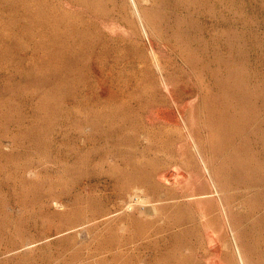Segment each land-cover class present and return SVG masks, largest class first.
Returning <instances> with one entry per match:
<instances>
[{
  "label": "rangeland",
  "instance_id": "1",
  "mask_svg": "<svg viewBox=\"0 0 264 264\" xmlns=\"http://www.w3.org/2000/svg\"><path fill=\"white\" fill-rule=\"evenodd\" d=\"M90 1L0 0V264H264V0Z\"/></svg>",
  "mask_w": 264,
  "mask_h": 264
},
{
  "label": "bare ground",
  "instance_id": "2",
  "mask_svg": "<svg viewBox=\"0 0 264 264\" xmlns=\"http://www.w3.org/2000/svg\"><path fill=\"white\" fill-rule=\"evenodd\" d=\"M72 1H73V0H72ZM78 1H79V0H78ZM86 1H88V0H85V2H86ZM89 1H90V0H89ZM91 1H92V0H91ZM91 1H90V2H91ZM114 1H115V0H114ZM114 1H113V3L117 2V1H115V2H114ZM147 1H149V0H147ZM152 1H153V0H152ZM75 2H76V0H75ZM82 2H83V1H82ZM90 2H89V3H90ZM96 2H97V0H96ZM98 2H99V1H98ZM118 2H119V1H118ZM120 2H121V1H120ZM144 2H145V0H144ZM68 3H69V2H68ZM71 3H72V2H71ZM83 3H84V2H83ZM87 3H88V2H87ZM93 3H94V1H93ZM93 3H92V4H93ZM103 3H104V2H103ZM121 3H123V2H121ZM125 3H128V5H129L130 8L132 9L133 13L135 14V16L138 18V20H139L141 26H142L143 28H146V26H147V22H148V21H146V16H145V14H146L147 12L145 13V12L142 10V8H141V6H142L141 4H142L143 2L141 3L140 0H126ZM140 3H141V4H140ZM78 4H81V3L78 2ZM84 4H86V3H84ZM118 4H119V3H118ZM123 4H124V3H123ZM70 5H71V4H70ZM94 5H95V4H94ZM94 5H93V6H94ZM97 5L100 6L101 4L98 3ZM105 5H106V4H105ZM125 5H126V4H125ZM128 5H127V6H128ZM17 6H18V5H17ZM86 6H88V4H87ZM89 6H91V5L89 4ZM119 6H120V5H119ZM122 6H123V5H122ZM95 7H96V6H95ZM95 7H93L94 10H95ZM101 7H102V6H100V9H101ZM106 7H107V6H106ZM120 7H121V6H120ZM143 7L145 8V6H143ZM98 8H99V7H98ZM98 8H97V9H98ZM103 8H105L104 5H103ZM115 8H116V7H115ZM122 8H123V7H121V9H122ZM147 8H148V7H147ZM84 9H85V8H84ZM100 9H99V10H100ZM116 9H117V8H116ZM124 9H125V8H124ZM148 9H149V8H148ZM92 10H93V9H92ZM105 10H106V8H105ZM105 10L103 9V11H105ZM112 10H113V9H112ZM112 10H111V11H112ZM117 10H118V9H117ZM127 10H128V9H127ZM144 10L146 11V8H145ZM81 11H82V9H81ZM108 11H110V9H108ZM119 11H120V10H119ZM123 11H124V10H123ZM83 12H85V11H83ZM83 12H82V13H83ZM99 12H100V11H99ZM128 12H129V11H128ZM148 12H149V11H148ZM94 13H95V12H94ZM96 13H97V12H96ZM103 13H104V12H103ZM112 13H114V11H112ZM112 13H111V18H112V15H113ZM124 13H125V12H124ZM144 13H145V14H144ZM72 14H73V13H72ZM83 14H84V13H83ZM85 14H86V13H85ZM106 14H108V13H105L104 15L106 16ZM119 14H120V13H119ZM87 15H89V14H87ZM99 15H100V13H99ZM101 15H102V14H101ZM109 15H110V14H109ZM109 15H108L107 17H109ZM155 15H156V14H155ZM80 16L83 17V15H81V14H80ZM80 16H79V17H80ZM115 16H116V15H115ZM121 16H122V13H121ZM132 16H133V15H132ZM82 17H81V18H82ZM89 17H90V16H89ZM119 17H120V16H119ZM152 17H153V16H152ZM90 18H91V17H90ZM122 18H123V17H122ZM127 18H128V17H126L125 20H127ZM131 18H132V17H131ZM97 19H98V18H97ZM116 19H117V17H116ZM123 19H124V18H123ZM123 19H122L121 21H123ZM153 19H154V18H153ZM155 19H156V18H155ZM157 19H158V18H157ZM76 20H77V19H76ZM78 20H79V19H78ZM78 20H77V21H78ZM125 20H124V21H125ZM131 20H132V19H131ZM135 20H136V18H135ZM90 21L92 22V19H91ZM129 21H130V20H129ZM73 22H74V21H73ZM73 22H72V23H73ZM108 22H109V21H108ZM130 22H131V21H130ZM136 22H137V21H136ZM157 22H158V21H157ZM72 23H71V24H72ZM76 23H77V22H76ZM88 23H89V21H88ZM97 23H98V22H97ZM127 23H128V22H127ZM133 23H134V22H133ZM137 23H138V22H137ZM26 24H27V23H26ZM93 24H94V23H93ZM98 24H99V23H98ZM128 24H129V23H128ZM131 24H132V22H131ZM131 24H129V25H131ZM134 24H135V23H134ZM134 24H132V25H134ZM148 24H149V23H148ZM156 24H157V23H156ZM90 25H92V23H91ZM111 25H112V24H111ZM111 25H110V26H111ZM125 25H126V24H125ZM96 26H97V25H96ZM98 26H99V25H98ZM122 26H123V25H122ZM157 26H158V25H157ZM92 27H93V26H92ZM124 27H125V26H124ZM126 27H128V25H127ZM138 27H139V26H138ZM147 27H148V26H147ZM90 28H91V27H89V29H90ZM100 28H101V27H100ZM129 28H130V27H129ZM132 28H133V27H132ZM132 28H131V30H132ZM135 28H137V27H134V29H135ZM140 28H141V27H140ZM152 28H154V27H152ZM92 29H93V28H92ZM92 29H90V30H92ZM101 29H102V28H101ZM117 29H118V28H117ZM117 29H116V30H117ZM127 29H128V28H127ZM149 29H150V27H149ZM111 30H112V29H111ZM114 30H115V28H114ZM125 30H126V29H125ZM143 30H144V29H143ZM119 31H120V30H119ZM121 31H122V29H121ZM121 31H120V32H121ZM135 31H136V30H135ZM147 31H148V30H147ZM149 31L152 32L151 29H150ZM115 32H117V31H115ZM138 32H140V31H138ZM135 33H137V32H135ZM123 34H124V33H123ZM127 34H128V33H127ZM127 34H126V36H127ZM137 34H138V33H137ZM139 34H140V33H139ZM142 34H143V33H142ZM132 35H133V34H132ZM144 35L146 36L147 34H144ZM128 36H129V35H128ZM134 36H136V35H134ZM137 36H138V35H137ZM140 36H141V34H140ZM138 37H139V36H138ZM134 38H135V37H134ZM149 42H150V41H149ZM154 45H155V44H154ZM151 46H152V45H151ZM150 48H151V47H150ZM159 48H160V47H159ZM154 51H155V49H154ZM145 52H146V51H145ZM147 52H148V51H147ZM150 52H151V51H149V53H150ZM158 52H159V51H158ZM154 53H155V55H156V51H155ZM160 54H161V53H160ZM149 55H150V54H149ZM140 56H141V54H140ZM151 57H152V56H151ZM152 58H153V57H152ZM162 82H163V81H162ZM162 84H163V83H162ZM171 84H172V83H171ZM167 85H168V84H167ZM163 86H164V85H163ZM165 86H166V85H165ZM166 87H167V86H166ZM171 87H172V85H171ZM167 88H168V87H167ZM165 89H166V88H165ZM169 89H170V88H169ZM163 90H164V89H163ZM166 90H167V89H166ZM166 90H165V91H166ZM167 92H169V91H167ZM171 93H172V92H171ZM168 94H169V93H168ZM171 96H173V95H171ZM197 96H198V95H197ZM197 98H198V97H197ZM188 118H189V117H188ZM195 119H196V118H195ZM196 120H198V119H196ZM149 121H150V118H149ZM198 121H199V120H198ZM196 122H197V121H196ZM188 123H189V121H188ZM198 123H199V122H198ZM192 124H193V122H192ZM190 126H191V124H190ZM197 126H198V125H197ZM197 126H196V128H197ZM189 128H190V127H189ZM191 128H192V127H191ZM198 128H199V127H198ZM200 128L202 129L201 125H200ZM191 130H193V129H191ZM199 130H200V129H199ZM202 131H203V130H202ZM190 132H191V131H190ZM191 133H192V132H191ZM196 133H197V132H196ZM207 133H208V132H207ZM207 133H206V134H207ZM197 134H198V133H197ZM208 134L210 135V133H208ZM193 135H194V134H193ZM199 135H200V137H201V134H199ZM203 136H206V135H203ZM203 136H202V137H203ZM207 136H208V135H207ZM193 137H194V136H193ZM200 137H199V138H200ZM208 137H209V136H208ZM191 138H192V137H191ZM192 139H193V138H192ZM196 139H197V138H196ZM207 139H208V138H207ZM194 141H195V140H194ZM194 141H193V142H194ZM197 141L200 142L199 139L196 140V142H197ZM206 141H207V140H206ZM191 143H192V142H191ZM191 143H190V144H191ZM205 143H207V142H205ZM195 144H196V143H195ZM197 144H198V143H197ZM203 144H204V143H202V145H203ZM191 145H192V144H191ZM193 145H194V144H193ZM194 146H195V145H194ZM206 146H207V145H205V147H206ZM195 148H196V147H195ZM198 148H199V147H198ZM199 149H200V148H199ZM203 149H204V148H203ZM203 149H202V150H203ZM202 150H201V151H202ZM206 150H207V149H206ZM206 150L204 149V151H206ZM234 150H235V149H234ZM202 153H203V152H202ZM204 153H207V152H204ZM204 153H203V155H204ZM208 153H209V152H208ZM208 153H207V154H208ZM206 156H207V155H206ZM208 157H209V156H208ZM202 160H203V159H202ZM210 162H211V161H210ZM200 163H201V162H200ZM243 163H244V162H243ZM231 164H232V163H231ZM247 164H248V163H247ZM245 165H246V164H245ZM230 166H231V165H230ZM237 166H238V165H237ZM203 167H205L204 169L207 170V171L209 172V174H210V176H211L210 178H211V180H212V182H213L212 184H214L213 186H215V188H217L216 191H220V192H221V194H218L217 197H212V198H210V194H209V198H208V199L206 198V199L204 200L205 202H208V203H209V204H208L209 207L207 206V208L205 207L203 211H201V210L199 211V214H200V216H201V218H202V220H203V222L201 221V223H202V225H203V228H205V227H206V224L209 223L208 221L211 222V217H209V215H212V214H210V213H211V212L214 213L215 211H218V213H219L220 215H222L221 217H223V219H225V220L227 221V223H229V222H230V212L233 210L234 207L231 208L232 210L230 211V206H229L228 203L226 202V194H225L226 192H224L222 189H223V188H227V187H223L219 182H218V183H219L220 185L217 183V180H216V178L214 177V175H213V173H212L213 170L210 171L211 166L209 167V163H208V161H207L206 159L203 160ZM244 167H245V166H244ZM212 168H214V167H212ZM234 168H235V167H233V169H234ZM241 168H242V167H241ZM202 169H203V168H202ZM214 169H215V168H214ZM217 169H218V168H217ZM231 169H232V167H231ZM215 170H216V169H215ZM223 170H224V169H223ZM200 171H201V169H200ZM207 171H206V172H207ZM224 171H225V170H224ZM231 171H233V170H231ZM202 172H203V171H202ZM202 172H201V174H202ZM216 172H217V171H216ZM220 172H221V171H220ZM242 172H243V171H242ZM214 174H215V173H214ZM202 175H203V174H202ZM204 175H205V174H204ZM221 175H222V174H221ZM225 176H227V175H225ZM225 176H223V177H225ZM236 176H237V175H236ZM232 177L234 178V176H232ZM240 177H241V176H240ZM202 179H204V178H202ZM202 179H201V180H202ZM219 179H220V177H219ZM221 179H222V178H221ZM229 179H230V178H229ZM147 180H148V179H147ZM206 180H208L207 177H206ZM211 180H210V181H211ZM222 180H223V179H222ZM227 180H228V179H227ZM237 180H238V179H237ZM218 181H219V180H218ZM205 182H207V181H205ZM224 182H225V181H224ZM229 182H230V181H229ZM147 183H149V180H148ZM187 183H188V182H187ZM199 183H200V182H199ZM210 183H211V182H210ZM202 184H203V183H202ZM222 184H223V183H222ZM257 184H258V183H257ZM150 185H151V184H150ZM203 185H204V184H203ZM203 185H202V187H203ZM223 185H224V184H223ZM226 185H227V184H226ZM235 185H236V184H235ZM255 185H256V184H255ZM232 186H233V185H232ZM257 186H258V185H257ZM200 187H201V186H200ZM209 187H210V186H209ZM258 187H259V186H258ZM147 188H148V187H147ZM183 188H184V187H183ZM204 188H205V187H204ZM212 188H213V187H212ZM215 188H214V189H215ZM259 188H260V187H259ZM151 189H152V187H151ZM186 189H187V188H186ZM186 189H185V190H186ZM198 189H199V188H198ZM206 189H207V188H206ZM227 189H228V188H227ZM260 189H261V188H260ZM187 190H188V189H187ZM195 190H196V189H195ZM225 190H226V189H225ZM262 190H263V189H262ZM180 191H181V190H180ZM197 191H198V190H197ZM197 191H196V192H197ZM210 191H211V190H210ZM230 191H232V190H230ZM150 192H151V191H150ZM150 192H149V194H150ZM182 192H183V191H182ZM184 192H185V191H184ZM199 192H202V189H201ZM223 192H224L225 196L223 195ZM258 192H259V191H258ZM153 193H155V192H153ZM185 193H186V192H185ZM189 193H190V192H189ZM191 193H193V192H191ZM191 193H190V194H191ZM261 193H262V192H261ZM261 193H260V194H261ZM182 194H183V193H182ZM190 194H189V195H190ZM194 194L196 195V193H194ZM197 194H198V193H197ZM199 194H201V193H199ZM206 194H207V193H206ZM229 194H231V193H229ZM229 194H228V195H229ZM258 194H259V193H258ZM263 194H264V193H263ZM151 195H152V192H151ZM201 195H202V194H201ZM207 195H208V194H207ZM232 195H233V194H232ZM182 196H184V195H182ZM190 196H191V195H190ZM193 196H194V195H193ZM230 196H231V195H230ZM258 196H259V195H258ZM260 196H261V195H260ZM131 197L134 198L133 196H131ZM186 197H187V196H186ZM188 197H189V196H188ZM194 197H195V196H194ZM202 197H203V196H202ZM132 198H131V199H132ZM179 198H180V197H179ZM183 198H185V196H184ZM189 198H190L191 200L194 199V198H191V197H189ZM197 198H199V197H197ZM200 198H201V197H200ZM229 198H230V197H229ZM233 198H234V197H233ZM256 198H257V199H254V200H258V199H259L258 197H256ZM261 198H262V197H261ZM129 199H130V197H129ZM134 199H135V198H134ZM176 199H177V198H176ZM185 199H186V198H185ZM190 199H189V200H190ZM195 199H196V198H195ZM201 199H202V198H201ZM139 200H140V199H139ZM139 200H138V202H139ZM141 200H142V199H141ZM146 200H147V199H146ZM181 200H182V199H181ZM197 200H198V199H197ZM199 200H200V199H199ZM199 200H198V201H199ZM251 200H252V198H251ZM254 200H252V201L254 202ZM262 200H263V199H262ZM128 201H130V200H128ZM132 201H133V200H132ZM135 201H137V199H135ZM147 201H148V200H147ZM147 201H146V202H147ZM185 201H187V200H185ZM185 201H184V202H185ZM193 201H194V200H193ZM193 201H192V202H193ZM230 201H231V200H230ZM233 201H235V200H233ZM236 201H237V198H236ZM238 201H239V200H238ZM252 201H249V202L252 203ZM130 202H131V201H130ZM140 202H141V201H140ZM140 202H139V203H140ZM181 202H182V201H181ZM181 202H180V203H181ZM192 202H191V204H192ZM194 202H195V201H194ZM202 202H203V201H202ZM228 202H229V200H228ZM239 202H240V201H239ZM256 202H257V201H255V203H256ZM132 203H133V202H132ZM142 203H143V202H142ZM178 203H179V202H178ZM178 203H177V205H178ZM180 203H179V205L182 204V203H181V204H180ZM185 203H187V202H185ZM185 203L182 205V207H185V206H184ZM196 203H197V202H196ZM233 203H234V202H233ZM244 203H245V202H244ZM259 203H260V202H259ZM263 203H264V201H263ZM263 203L261 202L262 205H263ZM130 204H131V203H130ZM187 204H188V203H187ZM187 204H186V205H187ZM193 204H194V203H193ZM198 204H199V203H198ZM205 204H206V203H205ZM231 204H232V203H231ZM231 204H230V205H231ZM235 204H236V203H235ZM237 204H238V203H237ZM241 204H242V203H241ZM125 205H126V204H125ZM131 205H132V204H131ZM135 205H138L137 202H136ZM199 205H200V204H199ZM201 205H202V203H201ZM203 205H204V202H203ZM242 205H243V204H242ZM256 205H258V202H257ZM256 205H255V206H256ZM262 205H261V206H262ZM187 206H188V205H187ZM205 206H206V205H205ZM237 206H239V205H237ZM258 206H259V205H258ZM126 207L129 208L128 205H126ZM178 207H179V206H177V211H178V209H179ZM199 207H200V206H199ZM243 207H244V206H243ZM249 207H251V204H250ZM252 207H253V204H252ZM122 208H123V207H122ZM122 208H121V209H122ZM132 208H134V207L132 206ZM195 208H197V207H195ZM235 208H236V207H235ZM240 208H242V207H240ZM258 208H259V207H258ZM263 208H264V207H263ZM124 209H125V208H124ZM180 209H181V208H180ZM191 209H192V207H191ZM200 209H201V208H200ZM236 209L238 210V208H236ZM250 209H251V208H250ZM122 210H123V209H122ZM181 210H182V209H181ZM197 210H199V208H198ZM243 210H245V209H243ZM125 211H126V210H125ZM129 211H131V209H129ZM183 211H184V208H183ZM192 211H195V210L192 209L191 212H192ZM127 212H128V211H127ZM187 212H190L189 209H188ZM196 212H197V211H196ZM240 212H241V209H240ZM122 213H123V212H122ZM182 213H183V212H181V214H182ZM194 213H195V212H194ZM194 213H193V214H194ZM238 213H239V212H238ZM238 213H237V214H238ZM188 214H189V213H188ZM196 214H198V212H197ZM199 214H198V215H199ZM233 214H234V213H233ZM235 214H236V213H235ZM183 215H185V214H183ZM183 215H182V217H185V216H183ZM194 215H195V214H194ZM238 215H239V214H238ZM241 215L243 216V214H241ZM195 216H196V215H195ZM200 216H198V218H195V219H199ZM234 216H235V215H234ZM239 216H240V215H239ZM242 216H240V217H242ZM261 216L263 217V215H261ZM261 216H260V217H261ZM179 217H181V215H180ZM187 217H188V216H186V218H187ZM217 217H218V216H217ZM231 217H232V216H231ZM232 218H233V217H232ZM234 218H236V217H234ZM234 218H233V219H234ZM263 218H264V217H263ZM182 219H185V218H182ZM212 219H214V218H212ZM221 219H222V218H221ZM258 219H259V218H258ZM260 219H261V218H260ZM185 220H186V219H185ZM189 220H190V219H189ZM236 220H237V218H236ZM179 221H180V220H179ZM198 221H199V220H198ZM214 221H215V219H214ZM218 221H219V220H218ZM240 221H241V220H240ZM255 221H256V220H255ZM259 221H260V220H259ZM262 221H264V220L262 219ZM190 222H191V220H190ZM196 222H197V221H196ZM223 222H224V221H223ZM223 222H222V223H223ZM233 222H234V221H233ZM186 223H187V222H186ZM224 223H226V222H224ZM236 223H237V222H236ZM258 223H260L261 225H263V224H262L263 222H258ZM180 224H182V223H180ZM180 224H179V225H180ZM184 224H185V223H183V225H184ZM196 224H197V223H196ZM260 224H259V225H260ZM185 225H186V224H185ZM185 225H184V226H185ZM191 225H192V224H191ZM212 225H213V224H212ZM220 225H221V224H220ZM230 225H231V224H230ZM234 225H235V224H234ZM238 225H239V224H238ZM238 225H236V226L238 227ZM259 225H258V226H259ZM184 226H183V227H184ZM187 226H188V225H187ZM187 226H186V228H187ZM196 226H197V228L200 227L199 225H196ZM222 226H225V225H222ZM231 226H233V224H232ZM181 227H182V226H181ZM193 227H194V226H193ZM213 227H215V226H212V228H213ZM179 228H180V227H179ZM195 228H196V227H195ZM200 228H201V227H200ZM216 228H217V227H216ZM218 228H219V227H218ZM221 228H222V227H221ZM221 228H219V229H221ZM213 229H214V228H213ZM226 229H227V228H226ZM236 229H237V228H236ZM236 229H235V230H236ZM255 229H256V228H255ZM192 230H193V228H192ZM194 230H195V229H194ZM197 230H198V229H197ZM197 230H196V231H197ZM206 230H207V228H206ZM232 230H234V229H232ZM232 230H231V231H232ZM257 230H258V229H257ZM187 231H188V229H187ZM196 231H195V232H196ZM208 231H209V230H208ZM208 231H206V232L209 233ZM212 231H213V230H212ZM216 231H217V230H216ZM219 231H220V230H219ZM221 231H222V230H221ZM227 231H229V230H227ZM181 232H182V231H181ZM183 232H184V229H183ZM188 232L190 233V231H188ZM191 232H192V231H191ZM213 232H214V231H213ZM234 232H236V231H234ZM250 232H251V231H250ZM252 232H253V231H252ZM173 233H174V232H173ZM192 233H193V232H192ZM210 233H211V232H210ZM210 233H209V234H210ZM218 233H219V232H218ZM230 233L232 234V232H230ZM238 233H239V232H238ZM240 233H241V232H240ZM240 233H239V235H240ZM245 233H246V232H245ZM245 233L243 232V234H245ZM178 234H179V233H178ZM185 234H186V232H185ZM195 234H196V233H195ZM219 234L221 235V233H219ZM241 234H242V233H241ZM250 234H251V233H250ZM216 235H217V234H216ZM225 235H226V234H225ZM225 235H224V236H225ZM239 235H238V236H239ZM245 235H246V238H245V239H247V236H248L249 234H248V235L245 234ZM182 236H183V234H182ZM182 236H181V237H182ZM186 236H187V234H186ZM190 236H191V233H190ZM217 236H218V235H217ZM217 236H216V237H217ZM181 237H179V238H181ZM188 237H189V236H188ZM192 237H193V234H192ZM220 237H221V236H220ZM225 237H226V236H225ZM207 238H208V237H207ZM222 238H223V237H222ZM232 238H233L232 240H233V244H234V247H235L234 250H236V253H237L236 255L238 256L239 264H247V261H246V259H245V257H244V253H243V252H244V249H243V247H242V244L240 243V242H242V241L239 242V240L236 238V233H233V237H232ZM218 239H219V238H218ZM225 239H227V237H226ZM239 239H240V238H239ZM210 240H211V239H210ZM260 240H261V239H260ZM196 241H197V240H196ZM224 241H225V240H224ZM228 241H229V240H228ZM243 241H244V240H243ZM255 241H257V240H255ZM197 242H198V241H197ZM208 242H209V241H208ZM219 242H220V241H219ZM179 243H181V242H179ZM183 243H184V242H183ZM198 243H199V242H198ZM220 243H221V242H220ZM244 243H245V242H244ZM252 243H255V242L253 241ZM262 243H263V242H262ZM262 243H261V244H262ZM177 244H178V243H177ZM185 244L187 245V243H184V244H182V245L185 246ZM199 244H200V243H199ZM233 244H232V245H233ZM263 244H264V243H263ZM263 244H262V245H263ZM178 245H179V244H178ZM178 245H177V246H178ZM188 245H189V244H188ZM192 245H193V244H192ZM192 245H191V246H192ZM195 245L197 246L198 244H195ZM210 245H211V244H210ZM249 245H250V244H249ZM183 246H181V247H183ZM200 246H201V244H200ZM260 246H261V245H260ZM185 247H186V246H185ZM193 247H195V246H193ZM197 247H199V245H198ZM209 247H210V246H209ZM226 247H227V245H226ZM263 247H264V246H263ZM177 248H180V247H177ZM195 248H196V247H195ZM195 248H193V249H195ZM200 248H201V247H200ZM202 248H204V247H202ZM230 248H231V247H230ZM230 248H229V249H230ZM246 248H247V247H246ZM255 248H256V247H255ZM258 248H259V247H258ZM173 249H174V248H173ZM173 249H172V250H173ZM197 249H199V248H197ZM182 250H183V248H182ZM209 250H210V249H209ZM226 250H227V249H226ZM226 250H225V251H226ZM234 250H233V251H234ZM255 250H256V249H255ZM258 250H259V249H258ZM201 251H203V250H201ZM210 251H211V250H210ZM233 251H231V252L234 253L235 251H234V252H233ZM214 252H215V251H214ZM214 252H213V253H214ZM164 253H165V252H164ZM175 253H176V252H175ZM178 253H179V252H178ZM201 253H202V252H201ZM213 253H212V254H213ZM224 253H225V252H224ZM189 254H190V253H189ZM212 254H211V255H212ZM229 254H230V252H229ZM256 254H257V253H256ZM197 255H198V251H197ZM215 255H216V254H215ZM217 255H218V254H217ZM226 255H227V254H226ZM226 255H225V257H226ZM250 255H251V254H250ZM260 255H261V251H260ZM192 256H193V255H192ZM192 256H191V257H192ZM252 256H253V255H252ZM222 257H223V256H222ZM222 257H221V258H222ZM261 257H262V256H261ZM208 258H209V257H208ZM212 259H215V258H211V257H210V260H212ZM219 259H220V258H219ZM222 259H223V258H222ZM222 259H220V260L222 261ZM167 260H168V259H167ZM168 261H169V260H168ZM170 261H171V260H170ZM221 261H220V262H221ZM212 262H213V260H212ZM212 262H211V263H212ZM230 262H231V261H230ZM209 263H210V261H209ZM232 263H233V262H232ZM170 264H171V263H170ZM235 264H236V263H235Z\"/></svg>",
  "mask_w": 264,
  "mask_h": 264
}]
</instances>
